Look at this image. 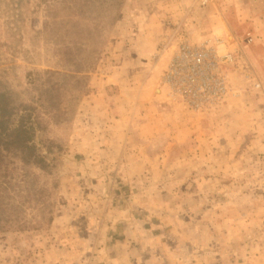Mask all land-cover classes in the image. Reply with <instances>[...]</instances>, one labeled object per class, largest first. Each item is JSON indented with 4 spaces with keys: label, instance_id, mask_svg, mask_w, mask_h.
Here are the masks:
<instances>
[{
    "label": "rangeland",
    "instance_id": "374dc122",
    "mask_svg": "<svg viewBox=\"0 0 264 264\" xmlns=\"http://www.w3.org/2000/svg\"><path fill=\"white\" fill-rule=\"evenodd\" d=\"M17 1L0 0V91L33 106L63 150L52 175L2 165L0 190L20 208L9 214L41 219L43 187L57 207L50 227L0 232V264H264V0H127L110 29L84 20L105 41L82 74L56 43L68 4ZM218 37L237 57L226 100L171 102L162 77L178 42Z\"/></svg>",
    "mask_w": 264,
    "mask_h": 264
},
{
    "label": "trees",
    "instance_id": "16d2710c",
    "mask_svg": "<svg viewBox=\"0 0 264 264\" xmlns=\"http://www.w3.org/2000/svg\"><path fill=\"white\" fill-rule=\"evenodd\" d=\"M62 1L63 4H68L67 6L73 12L72 14H57L61 18L57 23L62 25L60 29L64 41L61 44L57 40L56 43L61 47L63 54L68 55L69 63H75L73 64L76 68L74 71L78 74L87 73L98 64L103 43L100 41H105L103 37L105 25L100 24L95 27L84 20L91 18L107 21L110 29L117 25L127 0H99L98 4L94 0ZM22 2L23 0H18L16 6ZM79 2L82 8L74 10L76 7L73 4H79ZM77 17L81 18L83 22ZM74 44L78 45L77 53L73 49ZM65 74L69 75V72L66 71ZM42 91L46 92L47 90ZM45 99L43 97L40 101L43 103ZM14 104L17 103L14 102L11 92L0 91V171L7 159L16 158L21 159L27 166L52 175L57 168L63 146L46 136L47 127L41 122L39 116H35L36 109L33 106L18 104L15 109ZM19 108L21 109L18 110ZM38 192L41 196L37 198V202L43 203V208L40 209L43 216L32 222V220H23L19 214L14 216L9 214V210L17 211L20 208L7 202V198L4 196L5 190H0V232L34 231L54 224L57 203L55 199L45 200L44 187Z\"/></svg>",
    "mask_w": 264,
    "mask_h": 264
},
{
    "label": "built area",
    "instance_id": "2783aa9c",
    "mask_svg": "<svg viewBox=\"0 0 264 264\" xmlns=\"http://www.w3.org/2000/svg\"><path fill=\"white\" fill-rule=\"evenodd\" d=\"M223 41L218 37L215 42L206 40L201 44L178 42L162 77L171 102L199 112L217 108L226 100L231 89L230 69L236 65L237 57L231 50H220ZM257 87L262 84L257 83Z\"/></svg>",
    "mask_w": 264,
    "mask_h": 264
},
{
    "label": "crops",
    "instance_id": "0c3cea01",
    "mask_svg": "<svg viewBox=\"0 0 264 264\" xmlns=\"http://www.w3.org/2000/svg\"><path fill=\"white\" fill-rule=\"evenodd\" d=\"M174 17H176V16H174ZM160 21V20H159ZM161 22V24L163 25L164 24V20H162V21H160ZM121 27H119V30H121V28H122V25H120ZM159 26H161V25H159ZM146 27H148L147 25H146V23H145V37H149L150 35H151V28H155V27H157V26H153L152 25V27H148V28H146ZM132 28V27H131ZM164 28V27H163ZM165 31V32H164ZM162 30V32L161 33H166V30ZM173 31V30H172ZM159 33L160 32H157L156 34H157V39H158V37H159ZM171 33H173V32H171ZM137 36H136V34L135 35H133L132 33L130 34V36H129V38H128V40L129 41H139L140 43H141V40H142V38H136ZM157 39H156V41H157ZM170 39H173L172 38V36H166V35H164L163 34V36H161L159 39H158V41L162 44V45H164L168 40H170ZM122 43H127V41H121ZM132 43V42H131ZM150 48H147V46H145V52L148 50V51H152V50H149ZM160 52V50L159 51H157V53H159ZM148 54H147V56H151V55H153V52H147ZM152 53V54H151ZM145 264H147V261L145 260Z\"/></svg>",
    "mask_w": 264,
    "mask_h": 264
},
{
    "label": "bare ground",
    "instance_id": "6f19581e",
    "mask_svg": "<svg viewBox=\"0 0 264 264\" xmlns=\"http://www.w3.org/2000/svg\"><path fill=\"white\" fill-rule=\"evenodd\" d=\"M228 32H229V38H230V39H233V36H232L231 31L229 30Z\"/></svg>",
    "mask_w": 264,
    "mask_h": 264
}]
</instances>
